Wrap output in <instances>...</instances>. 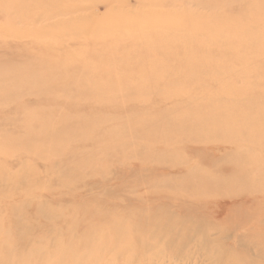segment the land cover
I'll return each mask as SVG.
<instances>
[{
    "label": "rangeland",
    "instance_id": "obj_1",
    "mask_svg": "<svg viewBox=\"0 0 264 264\" xmlns=\"http://www.w3.org/2000/svg\"><path fill=\"white\" fill-rule=\"evenodd\" d=\"M45 2L0 0V208H25L22 215L49 230L36 215L41 206L79 218L94 212L85 229L98 228L92 243H56L77 254L68 264H138V253L114 257L119 249L109 244L126 233L135 239L137 230L117 223L144 225L140 211L148 210L160 212L159 222L168 211L174 220H198L215 242L213 254L191 242L169 264H264V0L162 7V23L183 22L139 30L149 48L142 60L126 49L81 45L87 34L44 19ZM192 16L210 28L192 37ZM184 32L192 38H176ZM61 33L78 45L56 44ZM160 36L172 46L162 48ZM109 216L114 222L102 226ZM23 222L25 235L36 234ZM0 228L1 241L9 231ZM18 255L3 253L0 264L30 262V254ZM44 260L34 264H59Z\"/></svg>",
    "mask_w": 264,
    "mask_h": 264
},
{
    "label": "bare ground",
    "instance_id": "obj_2",
    "mask_svg": "<svg viewBox=\"0 0 264 264\" xmlns=\"http://www.w3.org/2000/svg\"><path fill=\"white\" fill-rule=\"evenodd\" d=\"M39 1L42 2L43 0H39ZM131 1L132 0H46V2L43 3V5L41 3V6L38 9L41 11L40 14L44 15L45 20L52 22L50 26H52L53 28L55 27V28L63 29L66 30L67 32L68 30L74 29L76 30L74 32H79V33L82 32L87 34V38L81 43V45L91 46L96 44L98 45L95 46L96 51H107V52H112L110 51V49H119V51L126 49L128 51L127 53L130 54L133 60L136 59L142 60V59H146V55L149 52V48L146 47V45L143 43V40H140L141 38L137 34L138 31L146 28H156V26L160 27L159 24L162 23L161 22L162 17L168 15L167 13H164L161 8L162 7L166 8L169 6V4L177 3L179 0H135L136 1L135 6L131 5ZM149 7H152V9H149ZM155 8L157 10H155ZM81 14L83 16L79 18L69 17V16H76ZM169 14L172 15L171 13ZM91 20H97V22L100 23L93 29H89L86 22ZM182 22L183 20L179 22L173 20L170 24L162 23V25L164 29L177 28L181 25ZM187 22L191 26V30L188 32V34H190L193 37L195 35L191 33H197L199 30L201 31L204 30L205 28H210L208 22L211 21L208 19L201 20V18L196 19L192 16L190 17V20H187ZM119 32L126 35L127 41L125 44L120 45L118 44L119 42L110 38L111 36H114L116 33ZM184 34L185 35H180L175 37L186 38L188 36L189 38H192L190 35H187V33L184 32ZM65 36H70V35H65L63 33L58 35L54 39L57 40L56 44H58L59 46L68 45L71 47L73 45H78L77 41H75L74 38L72 37L67 38ZM115 36L120 37L118 35ZM102 38L104 39L102 41H99ZM160 38H158V44L162 45V48L172 46L171 39H169V41L168 39H166L168 42H165L164 40H162V38L161 39ZM66 42L68 43L66 44ZM187 43L188 45L192 44L191 41H188ZM26 44L31 45L34 44V42L28 41ZM134 47H138V48H134ZM133 48L134 50L132 51ZM139 48L142 50L141 52H139ZM201 51L202 53L204 52L203 49H201ZM190 132H194V131H190ZM245 132L247 131L245 130ZM215 146H217V144ZM199 154L201 155V153ZM193 160L195 159L193 158ZM203 179L205 178L203 177ZM191 194L193 193L191 192ZM24 210L25 208H21V207L7 208L6 206L5 208H0V227L3 226H5V228L7 227L6 228L7 231H9L10 233L12 232L11 234L15 237L13 238V240H11L10 234L8 232L1 239L0 255L3 253L16 252L19 254L18 256L21 258L22 255L28 253L31 255V256L29 255L30 262L28 264H34L36 260L42 258H45L44 261L46 263L57 262L59 264H68L70 260L72 259L75 260L77 258V254L74 252L73 255L68 256L67 255L68 252H66L60 244H64L66 242L67 245L70 244L73 248H75L79 243H82V245L84 244V246L87 247L88 243L93 242V234H95L94 232H96V230L98 229L96 227L94 229L85 230L90 226L89 221L94 218V212H87L86 213L87 215H83L82 218H79L76 215L73 216L68 211L53 212L52 210L50 209L48 210V208L41 206L40 208L37 209L36 215L37 216L40 215L41 218L43 217L47 225L49 224L53 225V229L51 228V230H49L47 227H42V223L38 221L39 219L35 217V215L34 216L32 215V217L30 216L31 214L30 215L25 214V216L22 215L25 212ZM159 215L160 212L158 210L140 211V220L144 223V225L137 224L136 226H133L132 224H130V222L127 224L118 222L117 223L118 228L120 229L126 228L128 225L131 231L137 230L140 234L136 235L134 239L131 238L130 236H129L130 238L125 237V235L127 234L126 233L125 235L120 236L114 241H112L109 244L111 248L119 249L118 251H114V257H117L121 255L123 252L128 251L132 253H138L140 256H142L138 264H145V261H142L143 259H146L147 260L146 262L148 264H169L180 258L179 255L182 254L184 251H187L185 249H188V244L194 241L198 243L194 246L195 251L203 253L204 251L209 250L211 254L215 252V250H213V247H215V242L211 240L212 238L209 235L208 229L201 226L200 223L197 222L198 220L194 222V220H191V218L188 216H186L184 220L183 219L174 220L173 219L174 215L171 213V211H168L163 215V217L165 218L163 219L164 221L159 222L158 221L160 220ZM177 217L180 218V216ZM104 218L106 217L104 216ZM24 219H26L28 224L34 228L36 234L34 233L32 235L31 234L25 235L27 231V227L24 222L23 224L20 223L24 221ZM112 222H114V220L113 219L111 220L109 216L107 220L103 221L100 224L103 226L106 223L111 224ZM120 229H118L117 231H119ZM209 229L212 230L210 226ZM43 236L45 238L48 237V241H44V243H41L40 245H36L35 241L42 240L44 238ZM156 239H159L160 242L163 241V243H159L160 244L159 246L155 245L157 244L154 243ZM179 239L183 241V244H185L183 247H179L178 244ZM132 240H134L133 246L131 244ZM58 242L60 244H56ZM127 242L129 244L126 245ZM31 259L34 261H31ZM6 264H9V262H7ZM105 264H116V263H112L111 261H108L105 262ZM127 264H134V263L128 261Z\"/></svg>",
    "mask_w": 264,
    "mask_h": 264
}]
</instances>
